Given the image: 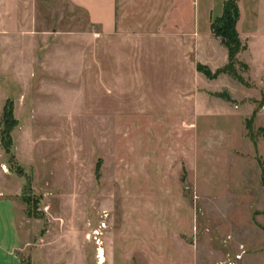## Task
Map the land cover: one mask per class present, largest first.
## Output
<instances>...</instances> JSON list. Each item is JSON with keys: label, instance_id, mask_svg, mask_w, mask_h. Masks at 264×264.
Returning a JSON list of instances; mask_svg holds the SVG:
<instances>
[{"label": "rangeland", "instance_id": "1", "mask_svg": "<svg viewBox=\"0 0 264 264\" xmlns=\"http://www.w3.org/2000/svg\"><path fill=\"white\" fill-rule=\"evenodd\" d=\"M41 3L45 30L78 37L87 26L67 0ZM259 4L241 3L246 47L236 75L204 84L187 129L179 117L142 118L116 155L110 140L100 141V118L78 114L79 89L63 85L59 99L43 104L76 115L44 110L32 125L37 146L28 152L18 142L22 159L5 150L0 126V197L15 202L23 263L264 264V35L252 13ZM132 135L146 137L144 159L131 153Z\"/></svg>", "mask_w": 264, "mask_h": 264}, {"label": "crops", "instance_id": "2", "mask_svg": "<svg viewBox=\"0 0 264 264\" xmlns=\"http://www.w3.org/2000/svg\"><path fill=\"white\" fill-rule=\"evenodd\" d=\"M67 1L87 19L78 37L75 31L61 36L45 30L41 0H0V120L6 102L12 101L18 120L12 131L15 156L22 159L18 142L29 152L41 141L32 125L44 110L68 118L76 115L73 109L51 111L43 104L50 97L59 99L65 91L62 85L79 89L85 107L78 114L100 118V141L110 140L116 155L142 118L179 117L187 129L204 84L213 81L198 65L215 72L228 63V49L211 29L225 0ZM259 1L252 13L259 21L255 31L264 35V0ZM242 2L238 0L237 30ZM123 117L139 122L123 126ZM65 128L69 143L72 129L69 124ZM107 132L108 137L102 135ZM132 140L131 153L144 159L140 146L146 137ZM21 243L15 202L0 197V264H25L17 255Z\"/></svg>", "mask_w": 264, "mask_h": 264}, {"label": "trees", "instance_id": "3", "mask_svg": "<svg viewBox=\"0 0 264 264\" xmlns=\"http://www.w3.org/2000/svg\"><path fill=\"white\" fill-rule=\"evenodd\" d=\"M240 17V8L237 0H225L223 3V11L221 15L215 16L211 21V29L216 37L221 39L228 49V63L213 72L207 66L198 65V69L202 71L208 78L214 79L221 73H231L236 75L235 65L238 62V54L245 49L246 45L241 40L237 30V23ZM241 79V78H240ZM225 97L229 99L228 95ZM18 124V120L13 113L12 101H7L0 120L2 126V136L4 137V148L7 152L12 153L13 140L11 132Z\"/></svg>", "mask_w": 264, "mask_h": 264}, {"label": "bare ground", "instance_id": "4", "mask_svg": "<svg viewBox=\"0 0 264 264\" xmlns=\"http://www.w3.org/2000/svg\"><path fill=\"white\" fill-rule=\"evenodd\" d=\"M101 250H102V249H101ZM102 257H103V256H102ZM101 262H102V263L104 262V259H103V258L101 259Z\"/></svg>", "mask_w": 264, "mask_h": 264}, {"label": "built area", "instance_id": "5", "mask_svg": "<svg viewBox=\"0 0 264 264\" xmlns=\"http://www.w3.org/2000/svg\"><path fill=\"white\" fill-rule=\"evenodd\" d=\"M98 231H96V233H97Z\"/></svg>", "mask_w": 264, "mask_h": 264}]
</instances>
